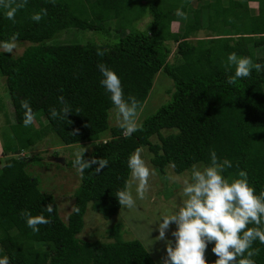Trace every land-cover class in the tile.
<instances>
[{
  "label": "trees",
  "instance_id": "obj_1",
  "mask_svg": "<svg viewBox=\"0 0 264 264\" xmlns=\"http://www.w3.org/2000/svg\"><path fill=\"white\" fill-rule=\"evenodd\" d=\"M193 2L197 9L191 8ZM250 3L258 4L257 8ZM41 9L47 14L36 23L31 16ZM177 9L191 16L182 35L171 32L179 18ZM6 12L0 7V42L18 33L16 41L29 45L18 57L0 52V74L6 78L17 119L10 124V136L4 138L0 151V155H13L0 163V258L8 256L9 264H157L140 241L122 240L121 224L107 231L111 242L80 238L89 207L105 220L121 210L116 193L129 184L127 162L137 148L147 147L161 172L175 162L172 169L179 175L193 165H209L210 152L215 151L219 161L232 163L223 173L226 178H237L243 170L256 194L264 191V71L253 70L249 78L234 85L226 83L227 75L234 74V67L227 66L230 53L264 64V0H227L226 6L222 0H27L14 20ZM204 15L205 29L215 38L193 43L189 39L202 29ZM145 16L151 21L140 30L137 25ZM111 22L116 33L112 42L54 41L68 29L105 37ZM230 32L236 37L224 36ZM169 41L177 45L176 55L184 60L179 65L169 62ZM257 49H262L261 56ZM100 64L118 75L125 99L135 97L140 102L138 110L160 72L174 82L171 101L126 136L120 126H111L114 106L100 84ZM61 96L71 109L68 120L50 115L51 108L64 107ZM21 100H28L35 113V122L28 127L23 125ZM52 133L67 146L93 143L85 160H108L99 174L95 172L98 165H93L80 175L67 223L59 215L55 198L44 194L39 181L27 172L41 158L21 155ZM108 135L106 142H99ZM49 203L54 207L52 214L45 211ZM22 211L43 214L51 223L33 232ZM212 247L214 243L205 253L208 264L217 259ZM253 247L259 249L253 257L256 264H264V244L257 240Z\"/></svg>",
  "mask_w": 264,
  "mask_h": 264
},
{
  "label": "clouds",
  "instance_id": "obj_2",
  "mask_svg": "<svg viewBox=\"0 0 264 264\" xmlns=\"http://www.w3.org/2000/svg\"><path fill=\"white\" fill-rule=\"evenodd\" d=\"M26 3L27 0H0V7L7 9L8 19L14 20L17 10L24 8ZM46 14L47 10L41 9L31 19L39 23ZM176 15L184 16L185 13L177 9ZM18 35L14 33L8 41L0 42V50L11 54L16 48ZM227 62L228 67H234V74L227 75L226 79L230 85L249 78L253 70L257 73L264 71V64L254 63L251 57H241L236 53H230ZM98 69L103 77L100 84L110 93L119 126L126 136H131L139 130L136 117L140 102L135 97L125 99L121 80L113 70L104 64L98 65ZM58 99L64 107L59 111L51 108L50 115L53 119H67L71 109L63 96ZM21 107L25 110L23 125L28 127L35 122V113L28 100H21ZM85 151L84 148L75 153L72 162L81 176L93 165H98L95 168L97 174L108 166L105 158L85 160ZM127 164L132 178L137 182L136 196L143 200L149 191V178L153 172L142 159L141 149L137 148L129 156ZM169 167L174 169L175 162H170ZM231 167V161H219L215 151L210 152L209 165L202 169L192 166L190 177L183 180L185 199L182 205L178 211L163 215L157 224L159 235L156 240L166 241L167 256L163 264H208L205 253L208 245L213 243L211 252L217 257L214 264H256L253 257L259 255V249L254 248L253 243L258 240L264 244V191L257 195L255 188L249 184L247 172L243 170L237 178H226L223 173ZM169 179L175 182L178 178ZM127 187L117 191L116 199L120 206L131 209L135 207L136 200ZM45 211L52 214L53 205L47 204ZM75 211L79 209L75 208ZM21 215L26 218L27 227L33 232H39L40 225L51 223L43 214L32 216L22 211ZM172 224L176 225V230L171 233L174 246L172 241L166 240V232ZM0 264H9L8 256L0 258Z\"/></svg>",
  "mask_w": 264,
  "mask_h": 264
},
{
  "label": "rangeland",
  "instance_id": "obj_3",
  "mask_svg": "<svg viewBox=\"0 0 264 264\" xmlns=\"http://www.w3.org/2000/svg\"><path fill=\"white\" fill-rule=\"evenodd\" d=\"M223 5H227V0H222ZM192 9H197L196 2L191 3ZM256 3H250L251 7L257 8ZM191 16H179L177 23L173 22L171 25V32L176 35H182L186 24L190 21ZM151 21L149 16L138 23V29L145 30ZM111 30L107 35L103 33H96L90 31H78L75 29H68L60 33L55 42L61 43H108L114 40L116 36L113 29V22L110 23ZM218 25V24H217ZM216 25V26H217ZM221 25V24H220ZM218 25V28H221ZM201 30L192 35L189 39L195 43L198 39L203 38H215L210 36V32L205 29L207 26L206 15L200 20ZM228 30L227 28H225ZM74 31V32H72ZM71 33V34H70ZM228 34V35H227ZM70 35V37H69ZM230 35V36H229ZM224 36L236 37L234 32L225 33ZM28 43H21L16 41V48L11 55L14 57L21 56L28 47ZM168 45L171 47V54L169 56V62L171 64L179 65L184 60L176 55L177 45L173 41H169ZM0 52H3L0 50ZM258 56L263 54L262 49H257ZM192 60V58H189ZM193 61V60H192ZM174 82L164 72L157 74L154 80L153 88L145 105L138 110L136 117L137 125L140 126L142 122L148 117L154 115L162 106L168 104L173 96ZM16 114L14 105L7 87L6 78L0 74V151L3 149L4 138L10 136V124H16ZM110 123L112 127L119 126L117 120V113L115 109L110 111ZM109 135L100 139L99 142H106L109 139ZM156 143L157 139H153ZM86 149L84 154L90 153L93 149V143L83 142L77 145L67 146L61 138L52 133L48 135L44 140L38 142L35 146L31 147L27 151L22 152L21 155L30 159L34 156H39L41 160L34 163L32 162L27 172L31 177L36 178L40 183V189L44 194L52 195L55 198L58 205L59 215L64 222L67 223L70 214L73 211L75 204V193L81 185V177L79 172L74 167H69L68 162L75 158V153ZM2 149V150H1ZM0 163L3 164L11 157L12 154L5 155L1 153ZM141 156L146 165L152 170L153 174L149 178V191L146 194V198L141 200L136 196L137 182L130 176L128 189L131 191L136 205L134 208L128 209L122 206L119 213L112 217L110 220H105L100 214L94 212L90 207L88 213L85 216L84 231L80 235V238L84 241L101 240L103 242H111L108 238L107 231L117 224L123 226L122 240L140 241L146 249L149 251L153 259L157 264H163L164 259L167 256L166 253V241H157L156 237L159 235L156 228L158 227V221L163 215L170 214L178 211L179 207L184 201L182 192L183 180L190 177L191 170H188L182 174H176L171 167H166L164 172L157 169L152 163L153 154L147 147L141 148ZM58 158L65 159V164L58 161ZM199 168H203L201 165H196ZM169 177H177L178 179L173 182ZM176 230V225H170L169 230L166 232V240L173 242L174 237L171 233Z\"/></svg>",
  "mask_w": 264,
  "mask_h": 264
},
{
  "label": "water",
  "instance_id": "obj_4",
  "mask_svg": "<svg viewBox=\"0 0 264 264\" xmlns=\"http://www.w3.org/2000/svg\"><path fill=\"white\" fill-rule=\"evenodd\" d=\"M58 161L62 164H65V159H62V158H58Z\"/></svg>",
  "mask_w": 264,
  "mask_h": 264
},
{
  "label": "crops",
  "instance_id": "obj_5",
  "mask_svg": "<svg viewBox=\"0 0 264 264\" xmlns=\"http://www.w3.org/2000/svg\"><path fill=\"white\" fill-rule=\"evenodd\" d=\"M177 23V22H176Z\"/></svg>",
  "mask_w": 264,
  "mask_h": 264
}]
</instances>
